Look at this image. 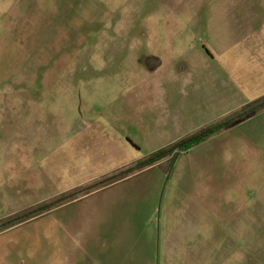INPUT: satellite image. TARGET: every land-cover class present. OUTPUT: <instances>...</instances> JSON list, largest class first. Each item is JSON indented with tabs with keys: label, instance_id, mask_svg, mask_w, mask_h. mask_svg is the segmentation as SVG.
Masks as SVG:
<instances>
[{
	"label": "rangeland",
	"instance_id": "rangeland-1",
	"mask_svg": "<svg viewBox=\"0 0 264 264\" xmlns=\"http://www.w3.org/2000/svg\"><path fill=\"white\" fill-rule=\"evenodd\" d=\"M263 99L264 0H0V264H264V105L105 182Z\"/></svg>",
	"mask_w": 264,
	"mask_h": 264
},
{
	"label": "trees",
	"instance_id": "trees-1",
	"mask_svg": "<svg viewBox=\"0 0 264 264\" xmlns=\"http://www.w3.org/2000/svg\"><path fill=\"white\" fill-rule=\"evenodd\" d=\"M264 105V99L263 101H259L257 104H249L244 106V111L240 114L237 111H233L229 114H226L216 120L211 121L210 123L193 130L192 132L186 134L185 136L179 138L178 140L161 147L154 151L153 153L147 155L142 160L135 161L134 164L131 166H128L123 172L124 173H114L111 176H107L105 179V182H111V180L121 177L126 172H130L133 170H138L142 167H146L149 165H153L154 163L160 161L161 159H164L168 156H171L172 152H174L177 148H188L195 144H198L199 142L203 141L204 139L208 138L209 136L219 132L223 127L230 124L235 118H239L241 115L248 114V112L254 111L255 109H258ZM248 107V108H247ZM246 109V110H245ZM241 110V111H242Z\"/></svg>",
	"mask_w": 264,
	"mask_h": 264
},
{
	"label": "flooded vegetation",
	"instance_id": "flooded-vegetation-1",
	"mask_svg": "<svg viewBox=\"0 0 264 264\" xmlns=\"http://www.w3.org/2000/svg\"><path fill=\"white\" fill-rule=\"evenodd\" d=\"M156 64H157V59H156V58L150 57V58L147 60V66H148L151 70H154V69H155Z\"/></svg>",
	"mask_w": 264,
	"mask_h": 264
}]
</instances>
